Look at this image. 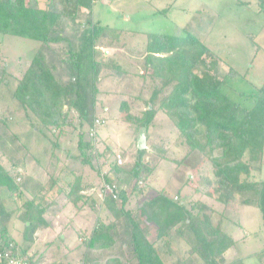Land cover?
<instances>
[{"label": "trees", "instance_id": "1", "mask_svg": "<svg viewBox=\"0 0 264 264\" xmlns=\"http://www.w3.org/2000/svg\"><path fill=\"white\" fill-rule=\"evenodd\" d=\"M253 1L264 14V0ZM94 5L95 0H49L43 8L41 0H0V34L40 43L28 69L17 78L13 97L26 116L32 115L41 123L40 130L48 134L46 138L55 136L54 148L61 147L60 139L65 135H71L65 140L67 144L73 137L78 139L77 156L68 155L66 160L56 158L63 164L61 172L72 157L86 167H95L94 162L98 160L101 141L98 133L92 137L90 131L98 117L96 80L103 66L95 56L104 28L93 21ZM140 57H145L146 70L151 67L156 75L168 78L162 84L170 90H166L158 110L171 119L185 145L190 144L191 150L198 151L212 167L213 178H202L203 185L209 189L204 196L213 198L223 209L232 203L256 206L264 219V181L252 180V173L261 172L264 166V84L255 94L240 93L250 101V107L230 99L223 86L229 80H238L239 71L229 66L227 72H222L219 55L191 33L183 37L151 34ZM111 71L119 78L126 74L119 67ZM5 81L8 78L1 76L0 85H6ZM159 95V90H155L149 101L153 108ZM127 107L126 103L121 106L123 110ZM153 108L146 110L148 115H152ZM149 123L144 126L131 123L129 128L138 135L141 129L148 130ZM142 163L139 158L133 169L130 191L117 184V199L106 197L99 203V199L85 198L87 194L85 197L81 194V181L73 183L65 197L71 203L78 205L85 200L92 211L108 212L105 219L98 218L89 237L83 238L81 231H77L86 248L83 264H164L157 242L149 240L134 218L135 211L147 223L157 225L166 244L170 245L175 238L186 242L185 264L195 260H201L202 264H225L224 255L236 242L214 223L212 205L186 204L168 198L162 191L135 211L128 208L131 197L141 195L148 187L147 176L136 173ZM110 171L120 184L125 181L127 170L117 161ZM57 175H51L49 182L21 208L11 210L6 201H15L24 194L23 172L17 164L5 167L0 154V252L9 242H15L10 224L16 217L25 224L24 246L17 244L22 255L40 264V259H34L31 251L37 232L49 227L47 212L59 211L60 198L49 197L60 185ZM105 181L113 183L107 178ZM102 184L85 186L84 190L99 189ZM61 191L60 188L57 193L62 194ZM233 264L243 262L238 260Z\"/></svg>", "mask_w": 264, "mask_h": 264}, {"label": "rangeland", "instance_id": "2", "mask_svg": "<svg viewBox=\"0 0 264 264\" xmlns=\"http://www.w3.org/2000/svg\"><path fill=\"white\" fill-rule=\"evenodd\" d=\"M48 1L41 0V6L45 8ZM92 18L104 28L95 56L103 66L96 89L97 115L105 121L104 127L98 130V139L104 140L106 146L101 142L99 147L104 154L107 152L104 147L111 149L106 155V170L117 161L116 152H119L124 158L122 166L129 173L124 183L115 180L114 183L125 185L130 191L133 169L141 158L142 167L136 173L147 176L148 198L164 191L169 196L178 195L186 204L212 205L214 223L236 242L226 255L227 261L233 264L241 259L243 264H264V219L260 209L238 203L223 209L213 198L204 196L209 189L203 185L202 178H213L212 167L198 151L191 150L190 144L185 145L171 119L158 110L160 100L166 96V90H170L162 84L168 78L156 75L151 67L146 70L145 57H140L151 34L183 37L191 33L219 55L222 72H227L229 66L239 71L241 77L229 80L223 90L233 101L250 107V101L240 93L255 94L264 84V14L258 3L253 0H95ZM39 48L36 40L0 34V66H4L0 68V77L8 78L6 85H0V154L5 167L17 164L23 172L24 194L15 201H6L11 210L21 208L49 182L51 175L62 176L56 158L66 160L68 155H78L77 137L67 144L65 140L71 135H65L60 139L61 147L54 148L55 136L46 138L48 134L40 130L41 123L32 115L26 116L13 97L17 78L26 72ZM114 67L126 74L117 77L111 71ZM155 90H159L160 95L153 108L149 101ZM123 103L127 104V110L121 108ZM150 106L154 109L152 115L146 111ZM148 121V149L142 155L137 148L138 136L129 126L131 123L144 126ZM52 153L55 156L51 157ZM100 161L102 159L95 161L94 166L98 168ZM67 163L69 169H81L85 173L92 169L76 158ZM96 173L92 171L89 176L94 186L104 182L103 175L101 182H97ZM252 180L264 181V166L261 172L252 173ZM99 189L88 192L97 195ZM194 190H197L196 195ZM2 195L8 197L6 192ZM51 196L60 198L58 215L65 217L56 218V210H49L52 226L45 237L41 233L35 237L34 259H40L41 264H83L86 248L77 231L81 228L90 233L97 223V213L87 206L82 214L83 208L76 209L66 203L63 193L52 191ZM140 197H134L133 207ZM18 220L15 217L10 224L11 235L17 244L24 246L25 224ZM59 226L64 228L62 235L58 233ZM84 232L83 238H86Z\"/></svg>", "mask_w": 264, "mask_h": 264}, {"label": "crops", "instance_id": "3", "mask_svg": "<svg viewBox=\"0 0 264 264\" xmlns=\"http://www.w3.org/2000/svg\"><path fill=\"white\" fill-rule=\"evenodd\" d=\"M98 114V113H97ZM130 129V128H129ZM142 130V129H141ZM145 131H146V129H144ZM136 136H138L139 137V134L138 135H136ZM137 137V138H138ZM146 137H147V135H146ZM104 140H102L101 139V142H102V146H104L103 145V142ZM148 141V140H147ZM106 146V145H105ZM104 149H106L107 150V152L104 154L103 152H101V149H100V147H98V160H100V159H102V161L104 162V163H102V161H100V162H98V168H96V167H92V169L90 170V171H88V172H86L85 173V170H81V169H74V168H72V169H69L68 167L65 169V171L64 172H61L60 171V175H62L60 178H59V186L57 187V192H59V189L61 188L62 189V193L65 195V196H63V198H65V197H67V195L70 193V190L72 189L71 187L77 182V181H81V186H80V188H81V194L84 196V194L86 193V192H88V190L87 191H85L84 190V188H86L85 186H94V185H91V181H90V179H89V176L91 175V172L92 171H94V172H97L96 173V177H97V182H101V179H102V175H103V179H104V182H106L105 180H106V178L107 179H109V180H111L113 183L116 181V177H115V175L110 171V168H109V170H106L105 168H106V166H105V164H107V161H106V155H108L109 154V152L108 151H110L111 149H109L108 147L107 148H105L104 147ZM116 153H119V152H116ZM71 159H73V157L71 158ZM105 160V161H104ZM68 161V160H67ZM57 162L59 163V161L57 160ZM60 165H63V164H61V163H59ZM67 164L68 163H66V166H67ZM64 167V166H63ZM134 173V172H133ZM127 174H129L128 172H127ZM133 176H134V174H132ZM59 177V176H58ZM115 180V181H114ZM125 182V181H124ZM123 182V183H124ZM74 183V184H73ZM123 188H126L125 187V185L124 186H122ZM91 190V189H90ZM128 190V189H127ZM146 192H147V190L146 191H144L141 195H138V196H141L140 198H138V204H136L134 207H133V199H134V197L136 196V194L135 195H133L132 197H131V202H130V205H129V209L130 210H136L142 203H144L145 201H147V200H149V199H151L150 197L148 198V196H146ZM91 195V196H90ZM145 195V196H144ZM167 195V194H166ZM156 196V195H155ZM154 196V197H155ZM85 197V196H84ZM167 197L168 198H171V199H174L175 200V197H178V195H175V196H169V195H167ZM85 198H91V199H99L98 198V196L96 195V194H94V193H90L89 195H87ZM153 198V197H152ZM180 199H178V200H176V201H179ZM182 200V199H181ZM64 201L66 202V203H68V204H72V205H74L73 203H71L70 202V200L69 199H67V198H65L64 199ZM99 201V203L101 202L100 201V199L98 200ZM185 200H182V202H184ZM86 203V201L85 200H82L81 202H79V204L78 205H74V207H76V209H80V208H83V210H81V211H79V212H81L82 214H85V213H83V211L85 210V208H87V206H89L88 204H85ZM59 211H60V209H59ZM59 211H57V214H56V218H60V216L62 217H65L64 215H62V214H60V215H58V212ZM74 211V210H73ZM61 213V212H60ZM97 213V222H98V218H100V219H102L103 217H105L107 214H108V212H107V210H105V209H99L98 210V212H96ZM47 214H48V212H47ZM46 214V219L49 221V227H47V228H44V229H42V230H40V231H38L37 232V234H36V236L39 234V233H41V235L43 234L44 235V237L46 236V234L48 233L47 231H49L50 230V227L52 226V223L51 222H53L52 221V219H53V217H51V216H49V214L47 215ZM52 218V219H51ZM134 218L140 223V225H141V227H142V230L144 231V232H146V234H147V236L149 237V240L151 241V242H157V247H159L160 248V250H161V259H162V261L164 262V264H185V255H186V251L188 250V245L186 244V242L185 241H183L182 239H179V238H175L173 241H172V243L169 245V244H166L165 242H164V240H163V237H161V235H160V233H159V230H158V227H157V225H155V224H149V223H147L146 221H144V219H142V218H140V215H139V213H138V211H135V213H134ZM20 220V219H19ZM18 220V221H19ZM56 222V221H55ZM59 224H62V222H58ZM97 225V223L91 228V231H89L90 233L93 231V229H94V227ZM60 228H59V235H62V233H63V231H64V228L62 227V226H59ZM45 230V231H44ZM222 230V229H221ZM246 230V229H245ZM78 231H81V233H82V236H84L83 235V229H78ZM85 233V232H84ZM87 233V234H86ZM85 233V237L87 238V237H89L90 236V233H88V231ZM40 235V234H39ZM233 239V238H232ZM234 240V239H233ZM80 241H82L81 239H80ZM235 241V240H234ZM229 251V250H228ZM228 251L225 253V255H224V260H225V263H228V264H230L231 262H229V261H227V258H226V255H227V253H228ZM31 254H32V251H31ZM238 260H241V259H237V260H235V261H238ZM201 260H195L193 263H191V264H202L201 262H200ZM235 261H233V262H235ZM232 262V263H233ZM40 264H41V261L39 262Z\"/></svg>", "mask_w": 264, "mask_h": 264}, {"label": "built area", "instance_id": "4", "mask_svg": "<svg viewBox=\"0 0 264 264\" xmlns=\"http://www.w3.org/2000/svg\"><path fill=\"white\" fill-rule=\"evenodd\" d=\"M105 125V121L97 117L93 124V127L90 131L92 137H96L98 130ZM117 164L122 166L124 164V158L122 154L118 153L116 155ZM140 185H143V182H140ZM90 194V192H86ZM119 187L116 183H107L103 182L101 188L98 190L97 195L100 201L106 197L118 198ZM175 200H178V197H175ZM0 264H35L28 257L22 255L19 245L15 242H9L6 247L0 252Z\"/></svg>", "mask_w": 264, "mask_h": 264}, {"label": "water", "instance_id": "5", "mask_svg": "<svg viewBox=\"0 0 264 264\" xmlns=\"http://www.w3.org/2000/svg\"><path fill=\"white\" fill-rule=\"evenodd\" d=\"M150 109H151V106H150ZM137 148L140 151H145V150L148 149L146 131L144 129H142L139 132V137H138V140H137Z\"/></svg>", "mask_w": 264, "mask_h": 264}]
</instances>
